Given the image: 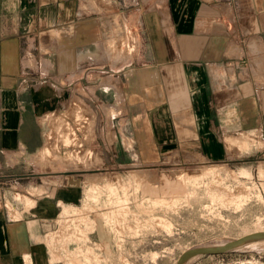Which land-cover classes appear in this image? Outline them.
Masks as SVG:
<instances>
[{
	"label": "crops",
	"instance_id": "1",
	"mask_svg": "<svg viewBox=\"0 0 264 264\" xmlns=\"http://www.w3.org/2000/svg\"><path fill=\"white\" fill-rule=\"evenodd\" d=\"M72 98L92 119L89 169L37 156L41 115ZM249 130L264 140V0H0V264H60L43 236L95 172L235 161L224 139ZM11 172L43 190L16 215Z\"/></svg>",
	"mask_w": 264,
	"mask_h": 264
},
{
	"label": "rangeland",
	"instance_id": "2",
	"mask_svg": "<svg viewBox=\"0 0 264 264\" xmlns=\"http://www.w3.org/2000/svg\"><path fill=\"white\" fill-rule=\"evenodd\" d=\"M69 101L71 103L77 102L81 105L75 98ZM81 107L82 114L84 115V112L88 114L82 105ZM63 108L64 107L59 106V108L56 109L59 110ZM50 111L51 110L46 111L45 113ZM73 111L74 109L65 111L69 123L71 122ZM56 113L59 114L62 112ZM44 115L45 114H42L40 117L44 145L41 148L42 150L37 154L38 160L50 164L54 160H61L68 163V165L70 163V166L76 169L91 168L94 162V151L89 145L92 137V119L90 115L88 114V126L82 130V135L85 134V141L82 143L83 146L79 148L81 149V154L78 155H75L76 150L74 149L77 148H74L72 144L69 146L61 145V142L57 140L59 137L56 132V124L53 125L51 122L48 124L43 121ZM59 120L64 123L63 119ZM70 125L72 126L71 123ZM48 134L51 136L50 139H47ZM82 135L77 133V137L80 139H82ZM254 137L255 139H253ZM234 138L238 141L247 142L245 145L243 143L242 146L238 145L233 147L236 150L237 148H241L239 152L242 153V156L235 161L219 163L204 162L202 164L186 166H165V168L161 170L151 171L150 173L143 170L144 168L136 165L126 167V169L124 168V170L120 172H111L107 170H101V172L98 173L95 172L96 176L85 180L83 183L82 193L76 204L69 205L61 201L58 202L59 211L56 217L55 227L43 236L44 244L49 252V261L60 264H72L69 261L70 258H73V256L79 253V256L76 255L75 258L83 262V258L85 259V255L83 254H85L84 252H87L88 249L89 254L86 257L92 258H90L91 260L88 259L89 261L87 262L84 261L85 264H174L180 253L188 248L222 244L255 230H264V140L255 130L236 134ZM251 141L253 143H251ZM46 146H49L51 155L49 154L46 156L45 153H43V149ZM226 146L228 145L226 144ZM75 159L78 162H75ZM204 168L216 169V175H212L213 179L211 176L204 177V179L201 178L202 180L200 179L201 181L199 180L200 182L198 181V183L192 187L190 184L186 185L182 183L181 180L177 178L180 172L197 174L204 170ZM10 174L17 175L15 179L16 182L19 183L13 182L14 188L11 189L9 197L4 204L9 208L10 214L16 215L15 209L18 210L17 206H20L22 209L28 208V204H26L25 200L17 198L19 195L21 197L41 195L43 194V190L28 188L25 191L23 190L24 187L21 182H26L30 179L21 178L22 175L19 172H11ZM128 175H131V178H128ZM132 178H134V180H132ZM136 178L137 180L139 179V181H137ZM108 179L115 186L121 187L125 185L123 187L126 189V194H123L122 190H118L117 192L119 195H122L121 198H125L123 197L124 195L126 198H129L126 200V205L129 207L128 210L133 211L130 212L127 210L130 214H127V216L129 215L128 217H126V215H123V217L121 216L123 222L119 220L120 217L116 216L117 222L113 223L114 226H116L114 229L112 226L107 225V223L105 224V220L100 216L103 210L107 211L110 209V205L105 204L107 191L104 190V187L98 188L99 191L96 194L95 201H89L87 198V189L91 188V185H103ZM118 180L120 182H118ZM127 181L130 182L132 186ZM133 182L135 185L137 184L136 182H138L136 185L137 188L132 184ZM101 188L102 192H100ZM210 189L221 190V192L226 193V196L228 193L231 194L232 192L234 194L233 196H237L241 192L240 194L244 195V198L241 195L240 201L236 203H223L209 196L208 192ZM127 190H129V192ZM97 196L99 200H97ZM149 197L152 200L157 199L159 201L156 202L154 206H150L149 203L142 204L141 206L140 201H142L143 198ZM173 199H176L175 204H172ZM89 202L92 203V206ZM88 204L90 205L88 206ZM138 204H140L142 208ZM66 205L68 208L71 206L70 208H73V210L69 208V211H66ZM63 206L66 207H64L65 210ZM148 206L151 208L145 210V207L148 208ZM87 207L88 209L86 210ZM137 208H139V210ZM74 212L76 214H74ZM84 216L87 217L85 218ZM82 217L85 218L83 222L82 220L84 219ZM78 221L81 222L79 223ZM145 222L146 224H144ZM164 222L170 223V228L166 227ZM116 223H118L119 226ZM89 224L92 226L95 224V228L91 225L89 226ZM84 225L90 228H86ZM79 231H82L81 234ZM72 234L75 235L73 236ZM116 234L122 238L118 248L116 246V240L119 237H116ZM49 237L50 239H54L52 241L53 244H49L47 239ZM50 246H52L53 249L55 248L54 251ZM78 247L83 248L84 251L81 249L83 253L77 251L80 250ZM90 249L91 252L89 251ZM53 252L58 253L60 258H62L59 259L58 257L55 261L54 259L52 260L51 257H54V254H52ZM70 253L73 254L70 255ZM154 254L156 255L154 256ZM97 255H99L98 258H95ZM184 264H264V240L252 241L217 255L194 256L188 259Z\"/></svg>",
	"mask_w": 264,
	"mask_h": 264
},
{
	"label": "bare ground",
	"instance_id": "3",
	"mask_svg": "<svg viewBox=\"0 0 264 264\" xmlns=\"http://www.w3.org/2000/svg\"><path fill=\"white\" fill-rule=\"evenodd\" d=\"M248 136V135H247ZM226 137V136H225ZM243 138H244V136H243ZM246 138V137H245ZM248 138V137H247ZM251 138V137H250ZM253 139H255V137L253 138ZM252 139V140H253ZM240 140V139H239ZM224 141L226 142V144L228 145L227 147L228 148H232V147H235V146H242V144L244 143V145L245 144H247V142L245 143V142H242V141H238V140H236L234 137H230V135L229 136H227L225 139H224ZM249 141V140H248ZM260 141V140H259ZM258 141V142H259ZM59 142H61V141H59ZM261 142V141H260ZM260 142H259V144H260ZM56 143V142H55ZM250 143V142H249ZM251 143H253L252 141H251ZM257 143V142H256ZM225 144V143H224ZM258 144V143H257ZM258 144V145H259ZM261 144H262V142H261ZM255 147V146H254ZM239 149H241V148H239ZM42 150V149H41ZM242 150H243V148H242ZM245 150V149H244ZM228 151H230V150H228ZM233 151H235V150H233ZM74 152V151H73ZM43 153H45V155L46 156H48L49 154H50V149H49V146H46V147H44V149H43ZM70 153H72V152H70ZM87 154V153H86ZM51 155V154H50ZM72 156V155H71ZM75 156V155H74ZM77 157V156H76ZM73 158V157H72ZM75 158V157H74ZM79 158V157H78ZM76 160V159H75ZM75 162H78L77 160L75 161ZM220 168V167H219ZM221 171V170H220ZM215 172H216V169L215 168H204V170H202V171H200L199 173H197V174H189L188 172L186 173V172H178L179 174H178V177L177 178H179L180 180H181V182L182 183H184V184H190L192 187L195 185V184H197L198 183V181L201 179V178H203L204 179V177L206 178L207 176H211L212 177V175H216L215 174ZM224 173V172H223ZM132 174V173H131ZM218 175V174H217ZM129 176V175H128ZM136 176V175H135ZM133 177V176H132ZM138 177V176H137ZM139 177H141V176H139ZM211 177H208V178H211ZM221 177V176H220ZM128 178H131V175L128 177ZM117 179V178H116ZM212 179H213V177H212ZM131 180V179H130ZM132 180H134V178H132ZM136 180H137V178H136ZM202 180V179H201ZM200 180V181H201ZM126 181V180H125ZM137 181H139V179L137 180ZM143 181V180H142ZM199 181V182H200ZM222 181V180H221ZM115 182V181H114ZM117 182V181H116ZM118 182H120L119 180H118ZM128 182V181H127ZM128 183H130V182H128ZM137 184H138V182H136ZM117 184V183H116ZM118 184H120V183H118ZM127 184V183H126ZM132 184H134L135 185V183L133 182ZM136 184V185H137ZM122 185V184H121ZM130 185H131V183H130ZM135 185V186H136ZM123 186H125V185H123ZM123 186H121V187H118V186H115L111 181H109V179L107 180V181H105L104 182V184L103 185H97V184H94V185H91L90 187L91 188H88L87 189V198H88V200L89 201H95L96 199V194H97V192L99 191L98 190V188L99 187H104V190H106L107 191V199H106V201H105V204H109L110 206V209L109 210H107V211H104L103 210V212H101L100 213V216L105 220V224L107 223V225H110V226H112L113 227V229H114V227L116 228V226H114V222H117L116 221V218L117 217H120L119 218V220H121V216L123 217V215H126V217H128L130 214L127 212V210L129 209V207L126 205V203H127V201L126 200H128L127 198H126V196L124 195L123 197H125V198H121L122 197V195H119L118 194V190H122L123 191V194L125 193L126 194V192H125V187H123ZM132 186V185H131ZM130 186V187H131ZM219 187V186H218ZM119 188V189H118ZM136 188H137V186H136ZM138 188H139V185H138ZM223 188V187H222ZM129 189V188H128ZM101 191L100 192H102V188L100 189ZM130 190H131V188H130ZM136 190V189H135ZM207 190H208V188H207ZM224 190V189H223ZM121 191V192H122ZM128 192H129V190H127ZM226 191V190H225ZM241 191V190H240ZM105 192V191H104ZM120 192V193H121ZM230 192V191H229ZM246 192V191H245ZM106 193V192H105ZM206 193V192H205ZM239 193V192H238ZM241 193V192H240ZM239 193V195H235V196H233L234 194H233V192L231 193V194H227V196L225 195L226 193H223V192H221V190L219 191V190H215V189H210L209 190V192H208V194H209V196L212 198V199H218L220 202H223V203H229V202H231V203H236V202H238V201H240V199H241V197L243 196V198H244V195H242V194H240ZM243 193V192H242ZM122 194V193H121ZM129 194V193H128ZM244 194V193H243ZM242 195V196H241ZM17 196V195H16ZM20 196V195H19ZM17 197V198H21V199H23V200H25V202H26V204H29L32 200H30L28 197ZM129 196V195H128ZM98 197V196H97ZM103 199V198H102ZM97 200H99V197H98V199ZM217 200V201H218ZM159 200H157V199H150V197L149 198H143V200L142 201H140V203H141V206H142V204H147V203H149L150 204V206H154V204L156 203V202H158ZM101 202V201H100ZM146 202V203H145ZM90 203V202H89ZM98 203V202H97ZM176 203V199H173L172 200V204H175ZM25 204V205H26ZM33 204V203H32ZM91 204V206H92V203H90ZM90 204H88V206L90 205ZM241 204V203H240ZM30 205H31V203H30ZM86 205V204H85ZM139 206H140V204H138ZM69 206V205H68ZM107 206V205H106ZM136 206V205H135ZM140 206V207H141ZM146 206V205H145ZM150 206H148V208L147 207H145V210L146 209H149V208H151ZM64 207L65 206H63V209H64ZM66 207H67V205H66ZM65 207V208H66ZM71 207V206H70ZM69 207V208H70ZM73 207V206H72ZM94 207V206H93ZM97 207V206H96ZM95 207V208H96ZM144 207V206H143ZM69 208L67 207V209H66V211H69ZM142 208V207H141ZM140 208V209H141ZM12 209V208H11ZM73 210V208H70V210ZM77 209V208H76ZM76 209H75V211H76ZM85 209V208H84ZM88 209V207L86 208V210ZM92 209V208H91ZM107 209V208H106ZM138 210H139V208H137ZM144 209V208H143ZM13 210V209H12ZM65 210V209H64ZM78 210V209H77ZM81 211V210H80ZM89 211V210H88ZM128 211H130V212H133V211H131V210H128ZM137 211V210H136ZM135 211V212H136ZM78 212H79V210H78ZM87 212V211H86ZM138 212V211H137ZM149 212V211H148ZM67 213V212H66ZM69 213V212H68ZM72 213V212H71ZM85 213V212H84ZM147 213V212H146ZM17 214V213H16ZM74 214H76L75 212H74ZM78 214V213H77ZM87 214V213H86ZM85 214V215H86ZM127 214H129L128 216H127ZM132 214V213H131ZM20 215V214H19ZM70 215V214H69ZM67 216V215H66ZM74 216V215H73ZM72 216V217H73ZM117 216V217H116ZM136 216H138V215H136ZM135 216V217H136ZM64 217V216H63ZM77 217H79V216H77ZM85 217V216H84ZM82 217L84 220H82V222L83 221H85V218L87 217ZM125 218V217H124ZM73 219H74V217H73ZM72 219V220H73ZM78 219V218H77ZM76 219V220H77ZM137 219V218H136ZM68 220V219H67ZM79 220V219H78ZM88 220V219H87ZM103 220V221H104ZM127 220V219H126ZM69 221V220H68ZM91 221V220H90ZM122 221V220H121ZM72 222V221H71ZM79 222V221H78ZM81 222V221H80ZM79 222V223H80ZM87 222H89V221H87ZM123 222V221H122ZM82 224V223H81ZM86 224V223H85ZM117 225H118V223H116ZM120 224H122V223H120ZM144 224H146V222L144 223ZM167 224V225H166ZM91 224H89V226H90ZM94 225L95 224H93V226L92 227H94ZM164 225L166 226V227H169L170 226V223H165L164 222ZM80 226V225H79ZM85 227H86V225H84ZM89 226H87V227H89ZM106 226V225H105ZM119 226V225H118ZM117 226V227H118ZM74 227V226H73ZM75 227H77V226H75ZM86 227V228H87ZM91 227V228H92ZM90 228V227H89ZM95 228V227H94ZM170 228V227H169ZM75 229H77V228H75ZM78 229H80V228H78ZM92 230V229H91ZM116 230H118V229H116ZM255 231H264V230H262V229H260V230H255ZM80 232V234H81V232L82 231H79ZM254 232V231H253ZM53 233V232H52ZM78 233V232H77ZM86 233H88V232H86ZM84 234V233H83ZM73 235V234H72ZM75 235V234H74ZM73 235V236H74ZM78 235V234H77ZM86 235V234H85ZM72 236V237H73ZM87 236V235H86ZM55 237V236H54ZM77 237V236H76ZM81 237V236H80ZM68 238H71V237H68ZM48 239V241H49V244L51 243V244H53L52 243V241L54 240V239H50V237L49 238H47ZM46 239V240H47ZM73 240H74V237L72 238ZM79 239V238H78ZM59 240V239H58ZM57 240V241H58ZM77 240V239H76ZM79 241V240H78ZM84 241V240H83ZM60 242V241H59ZM63 242V241H62ZM85 242V241H84ZM46 243H48V242H46ZM82 243V242H81ZM78 246V245H77ZM82 246V245H81ZM84 246V245H83ZM51 248H52V250L54 251V249H53V247L52 246H50ZM57 247V246H56ZM86 247V246H85ZM61 248H62V246H61ZM76 248V247H75ZM79 248V247H78ZM67 249V248H66ZM74 249V248H73ZM80 250H77V251H79V252H82L83 253V248H79ZM81 249L83 250V251H81ZM58 250V249H57ZM62 250V249H61ZM101 250V249H100ZM71 251V250H70ZM90 252H91V249L89 250ZM93 251V250H92ZM51 252V251H50ZM56 252V251H55ZM87 252H88V249H87ZM87 252H84L85 254H83V255H85V259L83 258V260L85 261V262H87V261H89L88 259H90V258H92V257H86V256H88V254H89V252L87 253ZM94 253V252H93ZM52 254H54L53 256L54 257H51L52 258V260L54 259V261H55V259H58V257H59V259H61L60 258V256L58 255V253H52ZM71 254H73V253H70V255ZM76 254V253H75ZM79 253H77L76 255H78ZM63 255V254H62ZM76 255L75 256H73V258H70V262L72 263V264H85V262L83 261V262H81L80 261V259H76L75 257H76ZM82 255V254H81ZM156 254H154V256H155ZM52 256V255H51ZM66 256H68V255H66ZM65 256V257H66ZM79 256V255H78ZM93 256V255H92ZM95 256V255H94ZM98 256L99 255H97L95 258H98ZM64 257V256H63ZM79 258V257H78ZM94 258V257H93ZM66 259V258H65ZM68 259V258H67ZM91 260V259H90ZM96 260V259H95ZM100 260V259H99ZM29 261V260H28ZM67 262V261H66ZM81 262V263H80ZM92 262H94V261H92ZM98 262V261H97ZM29 263H30V261H29ZM96 263V262H95Z\"/></svg>",
	"mask_w": 264,
	"mask_h": 264
},
{
	"label": "built area",
	"instance_id": "4",
	"mask_svg": "<svg viewBox=\"0 0 264 264\" xmlns=\"http://www.w3.org/2000/svg\"><path fill=\"white\" fill-rule=\"evenodd\" d=\"M117 45L119 49H121L123 52H126L128 54L133 53L138 45L137 36L134 30L129 27H126L124 31L117 37ZM72 109H74V111L71 117V126L69 121L67 120V115L65 114V111H71ZM81 109L82 107L79 103L70 102V104L68 103V106H65L63 109H53L48 113H44L45 115L43 116V121H45L46 123L49 124L51 122L53 125L56 124V132L58 133L59 137V139L57 140L61 141V145L69 146L70 144H72L74 148H77L74 149L76 150L75 155L81 154V149L79 148L83 146L82 143L83 141H85V134L82 135V130L89 124V115L85 112L83 115ZM56 112L62 113L57 114ZM59 119H63L64 123L61 122ZM77 133H80L82 135V139L77 137ZM50 138L51 136L50 134H48L47 139ZM117 236L118 234H116V237ZM118 237L119 240H116L117 248L119 247V244H121L122 241L121 236Z\"/></svg>",
	"mask_w": 264,
	"mask_h": 264
},
{
	"label": "water",
	"instance_id": "5",
	"mask_svg": "<svg viewBox=\"0 0 264 264\" xmlns=\"http://www.w3.org/2000/svg\"><path fill=\"white\" fill-rule=\"evenodd\" d=\"M264 240V231H254L235 239L226 241L222 244L217 245H207V246H197L184 250L180 253L174 264H184L188 259L194 256L200 255H217L230 251L231 249L244 245L246 243Z\"/></svg>",
	"mask_w": 264,
	"mask_h": 264
}]
</instances>
